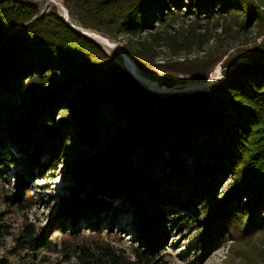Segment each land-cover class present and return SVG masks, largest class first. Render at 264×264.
<instances>
[{
	"label": "trees",
	"instance_id": "trees-1",
	"mask_svg": "<svg viewBox=\"0 0 264 264\" xmlns=\"http://www.w3.org/2000/svg\"><path fill=\"white\" fill-rule=\"evenodd\" d=\"M64 2L85 27L124 42L125 53L144 72L207 78L221 63L224 78L207 90L152 91L54 8L42 14L35 2L0 0V131H12L3 135L0 177L11 181L7 167L32 147L27 166L34 179L58 156L70 163L68 174L76 182L73 197L59 203L55 233L25 221L9 252L14 261L6 255L0 264H40V255L57 244L78 254L80 264H169L168 239L185 230L193 233L196 264L225 244L227 264H264V56L240 50L237 57L251 62L228 69L236 55L223 59L225 50H205L212 33L200 31L202 21L208 25L229 13H245L244 26H264L260 5L255 0ZM189 16L194 20L187 27L175 26ZM161 46L170 55L163 61ZM47 106L51 112L43 116L40 110ZM30 108L38 114L26 118ZM10 140L16 155L7 146ZM47 149L43 157L40 152ZM93 177V193L81 198ZM109 191L112 198L124 191L125 199L114 203ZM5 202L28 213L35 198L26 186ZM129 208L127 227L119 215ZM79 216L94 230L68 229L65 222L77 223ZM115 226L134 233L129 246L115 247L101 234L108 228L110 235Z\"/></svg>",
	"mask_w": 264,
	"mask_h": 264
},
{
	"label": "rangeland",
	"instance_id": "rangeland-1",
	"mask_svg": "<svg viewBox=\"0 0 264 264\" xmlns=\"http://www.w3.org/2000/svg\"><path fill=\"white\" fill-rule=\"evenodd\" d=\"M29 1L37 3L41 9L42 14H45L49 10L54 8L57 14L60 15V17L75 30L76 28L73 26V24H71L65 19L64 16L66 13L68 14V17H70L71 21H73L78 25L84 26L81 23L78 16L69 11L68 7L65 5L64 0H29ZM255 1L257 2L258 5H260L261 10L264 13V0H255ZM246 16L247 15L245 13H241V14L229 13L224 18L221 17L218 18V16H216L208 25L205 24L207 22L202 21L200 31H204L206 28H209L212 33V36L209 39V41L205 42L204 49L225 50L226 54L224 55L223 59L227 58L228 55H233V56L236 55L237 57L240 50H243L245 55L246 54L250 55L252 53V55L255 57L264 56V26L263 25L259 26L257 24L244 26L243 19ZM192 20H194V16H189L181 20L179 23H176L175 26L179 27L180 25H183L184 27H187L189 24H191ZM13 33L14 31H12L10 34ZM106 37L107 39L114 41L118 45H121V47L124 43L121 41H115L109 38L108 36ZM98 43L108 53V55L113 61L123 66L120 63L121 56L117 51L112 50L106 45L105 46L102 45L100 42ZM160 49H161V56L159 57V61H163L164 59H166L167 56L170 55L166 47L161 46ZM250 62H251L250 57L238 56L237 58L231 61V63L229 64V66H227V68L228 69L246 68L245 67L246 64ZM141 71L145 73L147 77L155 79V81L159 83L160 86L167 87L166 88L167 90L158 89L163 91V94H167L173 91L175 92L176 90L182 92L198 91L204 89L207 90L215 82H218L224 78L223 67L221 63H218L215 66L214 70L207 78L188 77L183 74L180 75L179 77H175L168 73H161V72L147 73L144 72L143 70ZM208 78L211 79V83L206 85L204 88L193 89V90L186 89V85L190 81L204 80ZM5 86L7 87L6 89H4V91H6L7 93H10L9 91L13 90L12 87H9L8 84H6ZM51 109H52L51 106H47L45 108H41L40 111L43 116H47V114L51 112ZM56 111H59V109H57ZM37 114L38 113L34 114V109L30 108L25 113V116L26 118L35 117ZM58 118H60V115H58ZM1 132L2 130L0 131V149L6 147L2 143V139L4 138L3 135L6 133H10L12 131L6 130L5 133H1ZM21 134H23V132H19L17 135H21ZM12 136L14 137L12 141H14L17 136L16 134ZM124 140L128 141L129 139L125 137L123 141ZM9 142L10 144L7 146L9 147L12 146L10 148L11 153L14 155L18 154V152L16 151L17 149L14 148L15 142H11V140ZM139 147L140 145H138V148ZM29 149H30L29 152L22 153L21 156H19L16 159L17 163L7 167V172L12 175L11 181H8L6 178L0 177V225H1L0 230L2 233V237L0 239V259L8 255L9 259L11 261H14L13 256L15 253L11 256L9 252L13 251L12 249H14L16 236L18 235V231L23 227L25 221L32 222L37 227L50 231L49 235L54 234L55 233L54 228L57 227L55 218L58 215V211L60 208L59 207L60 201L62 199L68 198V196L70 195L73 197V191H76L75 189L76 182L74 179L70 178L68 174L72 171L73 168L72 166H70V163L66 161L65 158L63 157L59 159L58 156H55L54 159H57L56 164L53 167H51L49 170H45L42 174H40L38 179L36 178L34 179V176L31 175L32 172L30 173L28 172L29 168L27 165L29 162V158H31L34 155L32 154L33 153L32 147H30ZM48 152L49 150L47 149V151L45 152L41 151L40 153L43 155V157L45 156L48 157L49 154ZM133 155L135 158H139L138 152L135 151ZM43 157L40 159V162L44 160ZM33 171L35 173L38 172V167H35ZM80 174L83 176L84 171H81ZM95 181H96V177H93L91 179V184L88 183L86 184L85 188L87 189L86 191L87 194H83V195L81 194L82 195L81 198H86L89 196V193H93L92 189L96 185ZM26 186H28L31 189V194L35 198V204L33 205L32 209L28 213H26L23 212L22 210L15 211L16 204L13 205V207H8L7 203L5 202V197L10 194L16 195L19 192L24 191ZM107 196L111 198L112 201H114V203H117L125 199L124 191H121V193H119L113 198H112V193L109 191L107 193ZM125 205L128 206L129 204L125 202ZM9 210H11V212H9ZM110 210L111 208L107 206V212H109ZM180 210L187 212V207L183 206L180 208ZM130 212H131V208H129L128 212L123 211L119 215L120 218L119 222L122 225L126 224L127 227H128L127 222L129 220L128 218L131 216ZM104 215H106V213L103 214V216ZM106 219L107 218H105V222L108 223V220ZM78 221L79 222L77 223H72L70 222V220H67L65 223L68 229L69 228H72L74 230L78 229L79 230L78 234L79 233L88 234L92 230H94L93 226H87V224H85V222L82 219V216L78 217ZM116 222L118 221L116 220ZM127 227L120 230L121 228L115 226L110 235H107L106 233L108 228H103L101 234L115 247L129 246L132 237H134V233L131 232ZM192 235L193 233L191 231L185 230L174 233L168 239V245L166 247L169 252V254L167 255L169 264H196L192 262V259L195 256V251L191 250L195 242L194 240H189V238ZM116 236H120L122 239L116 240L118 239L116 238ZM228 248L229 245L225 244L219 249L213 250L209 254V256H207V258L204 260L202 264H227L225 261L228 255ZM188 253H190L191 256L186 257ZM40 256H41L40 264H80L78 254L67 253L63 251L62 247H60V244H57L56 246L55 245L51 246L49 250L43 252Z\"/></svg>",
	"mask_w": 264,
	"mask_h": 264
},
{
	"label": "bare ground",
	"instance_id": "bare-ground-1",
	"mask_svg": "<svg viewBox=\"0 0 264 264\" xmlns=\"http://www.w3.org/2000/svg\"><path fill=\"white\" fill-rule=\"evenodd\" d=\"M65 19L70 22L71 24H73V26L77 29L82 31L83 33H85L86 35H88L89 37H91L92 39L97 40L98 42H100L102 45H106L109 48H111L112 50L117 51L120 56H121V60L120 63L126 67L129 71H131L145 86L151 88V89H161V90H167L165 86H160L159 83H157L155 81V79L149 78L147 77V75L145 73H143L138 66L135 64V62L133 61V59L131 57H129L122 49L121 45H118L117 43H115L114 41H111L109 39H107V37L101 33H99L98 31H95L93 29H89L86 28L84 26L78 25L76 23H74L73 21L70 20V17H68V14H65ZM211 83V79H204V80H192L189 83H187L186 85V89L187 90H193V89H199V88H204L206 85Z\"/></svg>",
	"mask_w": 264,
	"mask_h": 264
},
{
	"label": "water",
	"instance_id": "water-1",
	"mask_svg": "<svg viewBox=\"0 0 264 264\" xmlns=\"http://www.w3.org/2000/svg\"><path fill=\"white\" fill-rule=\"evenodd\" d=\"M77 30V29H76ZM82 32V31H81ZM83 33V32H82ZM85 34V33H83ZM126 68V67H125ZM127 69V68H126ZM128 70V69H127ZM129 71V70H128ZM142 85H144L131 71H129ZM145 86V85H144ZM147 87V86H146ZM148 89L152 90V91H156V92H160V93H163V91L161 90H155V89H151L149 87H147ZM177 91V90H176Z\"/></svg>",
	"mask_w": 264,
	"mask_h": 264
}]
</instances>
